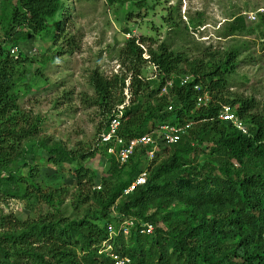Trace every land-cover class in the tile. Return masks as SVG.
<instances>
[{
  "label": "trees",
  "instance_id": "16d2710c",
  "mask_svg": "<svg viewBox=\"0 0 264 264\" xmlns=\"http://www.w3.org/2000/svg\"><path fill=\"white\" fill-rule=\"evenodd\" d=\"M130 1L146 10V0ZM64 3L75 7L73 0L10 4L13 11L4 17L7 42L17 47L19 35L44 38L52 45L63 40L73 15L62 12ZM1 4L3 11L9 7L6 2ZM241 17L228 25L223 37L256 32L247 30ZM259 26L264 27V15H260ZM138 41L148 46L146 51ZM241 51L206 48L192 58L169 42L129 39L119 52L120 73L104 77L95 71L90 76L96 94L93 104L105 110L108 126L114 110L125 103V92H130L119 131L128 141L167 123L189 126L187 134L169 148L165 159L147 162L146 184L124 199H120L124 190L143 172L148 148H137L123 167L108 155L106 147L98 148L110 157L114 173L102 180L98 191L92 170L81 166L74 172L80 186L75 208L86 207L84 215L71 219L55 209L49 218L36 220L24 214L16 215L14 221L2 217L0 224L11 225L0 235V264H109L100 249L109 239L108 226H118L122 217L155 226L152 235H142L137 226L129 238L121 235L113 240L115 252L129 256L134 264H264V104L230 92L229 78L236 72ZM59 53L48 51L42 63L55 61ZM145 53L149 59L143 58ZM0 56V176L9 164L26 160L30 154L46 160L53 169L94 155H75L61 144L49 146L39 140L41 119L23 113L15 93L18 81L28 76L20 75L18 69L27 61L3 52ZM149 63L158 68V80L142 79L141 69ZM184 75L194 81L181 86ZM168 80H174L173 86L168 95H161ZM196 86L210 94L208 103L200 107L201 92ZM224 107L248 125L247 135L220 119ZM203 146L210 149V158L203 155ZM40 169L39 165L29 167L23 178L0 177V190L33 204L42 198L53 208V195L43 192L40 178L44 171Z\"/></svg>",
  "mask_w": 264,
  "mask_h": 264
},
{
  "label": "rangeland",
  "instance_id": "374dc122",
  "mask_svg": "<svg viewBox=\"0 0 264 264\" xmlns=\"http://www.w3.org/2000/svg\"><path fill=\"white\" fill-rule=\"evenodd\" d=\"M1 1L9 4V7L6 4L7 10L3 11ZM17 1L0 0V53L27 61L18 68L20 75L28 73L18 81L15 90L20 110L41 119L40 141L44 140L49 146L61 144L75 155H94L54 169L34 154L9 164L1 180L23 178L29 167L39 165L40 171H44L40 178L43 192L53 195V208L42 198L33 204L1 189L0 220L6 217L14 221L18 214L30 220L49 218L55 209L64 217L81 218L86 207L75 208L80 186L74 172L81 166L92 170L96 174V186H102V180L113 175L110 157L97 150L99 136L108 119L105 110L93 104L96 94L90 85V76L95 71L104 77L120 73L123 68L119 52L130 36L153 38L158 44L169 42L179 52L186 50L192 58L206 48L213 52L242 48L236 72L229 78L230 92L264 104V27L259 26L260 15H264V0H146V10L130 0H73L75 7L67 6V11L73 15L63 40L52 45L44 38L19 35L18 45L13 47L5 36L4 17L9 15V10L13 11L10 4L13 7ZM240 16L245 28L256 32L223 37L228 25ZM167 18H171L169 23H165ZM14 49L15 55L12 54ZM50 50L60 53L55 61L42 63V57ZM141 70L146 82L156 74L150 64ZM125 95V101L131 98L129 91ZM202 148L204 156L211 154L208 147ZM168 150L160 148L149 157L165 159ZM147 165L143 163L142 168ZM14 190L11 187V191ZM10 225L0 224V235Z\"/></svg>",
  "mask_w": 264,
  "mask_h": 264
},
{
  "label": "built area",
  "instance_id": "2783aa9c",
  "mask_svg": "<svg viewBox=\"0 0 264 264\" xmlns=\"http://www.w3.org/2000/svg\"><path fill=\"white\" fill-rule=\"evenodd\" d=\"M16 50L13 51V54ZM191 81L190 77H185L182 79V84L186 85ZM173 82L169 85L172 86ZM166 92V89L164 90ZM199 103H203V99L199 100ZM123 107H121L122 109ZM221 119L225 121H230L235 124L244 132L247 130L238 123L234 114L231 112L230 108H225V112L221 115ZM121 124V114L117 115L110 123L107 132L103 133L99 139V145L105 146L109 145L108 153L116 158V161L120 166H124L129 158L133 155L136 148L147 147L150 148V156H154L155 151L162 147H171L178 144L184 135L187 134V128L180 127L178 125L166 124L161 126V128L152 133L145 135L141 138L130 140L126 142L123 138L119 136V129ZM147 182V172H142L139 177L124 191L123 196L127 198L130 196L138 187L145 185ZM96 189L99 191L102 189L101 186H97ZM137 226L140 227V233L142 235H152L155 231V227L151 223H143L141 220L136 218L122 217L120 219L118 226L110 224L108 226L110 240L104 243V248L101 250L100 254H104L109 260V264H133L132 260L127 256H122L115 254L110 244L111 240L115 237L123 235L124 237H130L131 231L135 230Z\"/></svg>",
  "mask_w": 264,
  "mask_h": 264
},
{
  "label": "clouds",
  "instance_id": "9594fccd",
  "mask_svg": "<svg viewBox=\"0 0 264 264\" xmlns=\"http://www.w3.org/2000/svg\"><path fill=\"white\" fill-rule=\"evenodd\" d=\"M66 4V5H65ZM69 5V3H64V11H62V12H71V11H66L67 10V6ZM72 5L70 4V7H71ZM72 9H73V7H72ZM62 12H61V14H62ZM73 13V12H72ZM130 36V35H129ZM132 37L130 36L129 38H127L128 40L129 39H131ZM137 45H139L144 51H146V49H145V46H143L139 41L137 42ZM14 50H16V49H14ZM14 50H12V54H13V51ZM16 54V53H15ZM15 54H13V55H15ZM146 56H148V54L147 53H145V55L143 56V58H145V59H149V56L148 57H146ZM152 67H153V71L154 72H156V74H154V76L151 78V79H149L148 81H152V80H158L159 79V70H158V68L156 67V66H154L153 64H151V63H149ZM185 77H190L191 78V81L188 83V84H190V83H192L193 81H194V78L192 77V76H189V75H184V76H182V77H180V81H181V86H185V85H183L182 84V79L183 78H185ZM141 78V77H140ZM131 79V78H130ZM143 79V78H142ZM128 82H130V80L129 81H127V83ZM174 83V80H168L167 82H166V84L164 85V87L162 88V90H161V95H168L169 94V89L173 86V84H172V86H170L169 84L170 83ZM188 84H186V85H188ZM127 86H128V84H127ZM166 89V92H164V90ZM195 90H197V92H201V95L198 97V107H200L201 105H205V104H207L208 103V101L210 100V94H209V92H207L206 90H203V91H201V87H199V86H196L195 87ZM126 96V95H125ZM200 99H203V103L202 104H200L199 103V100ZM129 104V100H127V101H125V103L123 104V105H121V106H118L115 110H114V113H113V116H112V119H111V121L117 116V115H120L121 114V123H122V119H123V116H124V110H125V107L127 106ZM121 107H123L122 109H121ZM225 108H229V107H224V111H223V113L225 112ZM170 110L172 109V107H170L169 108ZM231 112L234 114V116H235V118L237 119V121H238V123H241L242 124V126L247 130V133H244L238 126H237V124H235V123H233V122H230L232 125H234L242 134H244V135H247L248 134V125H246V124H244V122H242L240 119H239V117L237 116V114L235 113V111L234 110H231ZM222 113V114H223ZM221 114V115H222ZM220 119H221V116H220ZM222 120V119H221ZM111 121L109 122V124H108V126H107V128L102 132V134L103 133H106L107 132V129H108V127H109V125H110V123H111ZM225 121V120H224ZM167 124H170V125H172L171 123H167ZM164 125H166V124H164ZM175 125H178V124H175ZM161 126H163V125H161ZM161 126L160 127H157V128H155L151 133H149V134H152V133H154V132H156V131H158L160 128H161ZM178 126H180V125H178ZM120 127H121V124H120ZM180 127H183V126H180ZM184 128H187V130H188V128H189V126H185ZM119 131H120V129H119ZM101 134V135H102ZM101 135L99 136V139H100V137H101ZM146 135H148V134H146ZM120 136V135H119ZM145 136V135H144ZM121 137V136H120ZM122 138V137H121ZM99 139H98V142H97V149L98 148H103V147H106L107 148V153H108V147H109V145H105V146H101V145H99ZM124 139V138H123ZM135 139H137V138H135ZM125 140V139H124ZM133 140V139H132ZM126 142H129L128 140H125ZM176 145H178V144H176ZM162 148H170V147H162ZM137 149V148H136ZM135 149V150H136ZM150 151H151V149L150 148H148V151H147V156H146V161L144 162L145 164H147V162H150V161H153L149 156H150ZM135 152V151H134ZM156 152V151H155ZM108 155L109 156H111V157H114V156H112V155H110L109 153H108ZM133 155H134V153H133ZM132 155V156H133ZM154 155H155V153H154ZM131 156V157H132ZM130 157V158H131ZM115 158V157H114ZM130 158H129V160H130ZM129 160H128V162H129ZM115 161H116V158H115ZM117 162V161H116ZM127 162V163H128ZM126 163V164H127ZM117 164L119 165V167H121L120 166V164L117 162ZM125 164V165H126ZM124 165V166H125ZM123 167V166H122ZM143 172H147V179H148V170L147 169H145V168H143ZM139 177V176H138ZM137 177V178H138ZM97 187V186H96ZM96 187H95V189H96ZM102 187V186H101ZM141 187V186H140ZM139 188V187H138ZM137 188V189H138ZM125 191V190H124ZM123 194H124V192H123ZM123 194H122V196H121V198L120 199H124L125 197L123 196ZM120 199L118 200V201H120ZM113 215H116V213L113 211ZM113 225V224H112ZM155 227V226H154ZM116 238V237H115ZM115 238H113L112 240H111V242H110V244L112 245V249H113V252L115 253V254H118V253H116L115 252V250H114V248H113V240L115 239ZM126 238H129V237H126ZM110 240V236H109V239L107 240V241H105L104 243H106V242H108ZM104 243L102 244V246H101V249H100V252H101V250L104 248ZM100 255H104V254H100ZM119 255H121V254H119ZM105 256V255H104ZM122 256H125V255H122ZM106 257V256H105ZM127 257H129V256H127ZM107 258V257H106ZM130 258V257H129ZM131 259V258H130ZM132 260V259H131ZM132 262H133V260H132ZM133 264H134V262H133Z\"/></svg>",
  "mask_w": 264,
  "mask_h": 264
}]
</instances>
